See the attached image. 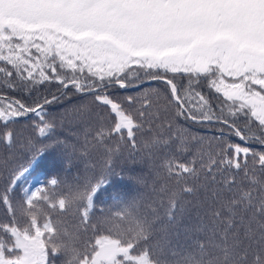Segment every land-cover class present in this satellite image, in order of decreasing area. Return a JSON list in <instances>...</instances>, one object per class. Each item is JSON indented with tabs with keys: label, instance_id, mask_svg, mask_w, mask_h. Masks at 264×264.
I'll use <instances>...</instances> for the list:
<instances>
[{
	"label": "trees",
	"instance_id": "trees-1",
	"mask_svg": "<svg viewBox=\"0 0 264 264\" xmlns=\"http://www.w3.org/2000/svg\"><path fill=\"white\" fill-rule=\"evenodd\" d=\"M18 6L0 0L15 20L45 17ZM61 24L138 46L118 27ZM0 38V264H22L16 230L36 228L45 259L31 264H91L109 237L128 251L104 264H138L143 252L154 264H264V116L223 92L235 79L264 96L251 71L99 68L35 44L28 53L44 62L32 67L7 57L19 35ZM112 103L129 127L116 126Z\"/></svg>",
	"mask_w": 264,
	"mask_h": 264
},
{
	"label": "rangeland",
	"instance_id": "rangeland-1",
	"mask_svg": "<svg viewBox=\"0 0 264 264\" xmlns=\"http://www.w3.org/2000/svg\"><path fill=\"white\" fill-rule=\"evenodd\" d=\"M9 2L16 6L19 4L23 7L32 6L30 10L38 9L42 12L40 15L45 16L28 24L22 19L15 20L0 12L2 13L0 37L13 32L24 41L16 45L11 43L6 45L7 57L19 56L32 67L44 62L41 58L43 51L41 55L35 52L32 55L28 53L30 45L35 44L43 50H56L67 63L72 61L70 56L80 57L94 66L108 69L109 67L117 69L123 63L131 61L156 62L174 69L189 66L200 69L208 66L207 63L215 61L214 64L218 65L216 67L222 74L229 73L234 76L233 78H241L237 76L238 73L251 71L254 78L261 81L264 86V0H9ZM31 14L33 13L26 12V15ZM62 21L75 27L94 23L118 27L127 34V39L138 46L133 47L128 42H120L112 36L109 39L93 32L88 35L76 33L61 24ZM145 43L153 46L150 45L148 48L147 45L145 49L139 47ZM168 44L172 45L166 47ZM23 51L28 54H23ZM234 82L235 79H229V86L223 88V92L250 99L254 110L264 116V96L261 91L247 92L242 88H233ZM112 106L117 113L116 126L129 127L131 124L128 115L118 110L115 103H112ZM16 232L22 250L18 257L15 256L13 259L22 264L44 261L45 255L40 240L41 229L36 228L33 234L20 230ZM127 247V244L118 243L113 237L102 240L91 257V264L109 263L117 253L127 252ZM137 259L138 264H154L152 260L146 258L144 252L139 254Z\"/></svg>",
	"mask_w": 264,
	"mask_h": 264
},
{
	"label": "water",
	"instance_id": "water-1",
	"mask_svg": "<svg viewBox=\"0 0 264 264\" xmlns=\"http://www.w3.org/2000/svg\"><path fill=\"white\" fill-rule=\"evenodd\" d=\"M162 78L168 83L169 87L172 89V93H173V97H174V99L179 100V99H177V96H176L177 90H176L175 85H174V83L172 82V80H171L170 78H166V77H163V76H162ZM150 79H151V78H147V79H145V80H143V81L136 82V84H132V86H136L137 84H141V83H143V82H147V81L150 80ZM70 82H71L70 80H69L68 82H66L65 86H66L68 83H70Z\"/></svg>",
	"mask_w": 264,
	"mask_h": 264
}]
</instances>
